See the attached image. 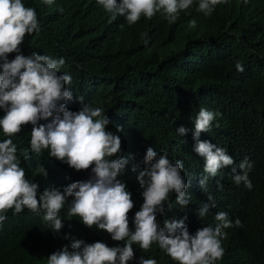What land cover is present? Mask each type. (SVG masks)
Segmentation results:
<instances>
[{
	"label": "clouds",
	"instance_id": "9594fccd",
	"mask_svg": "<svg viewBox=\"0 0 264 264\" xmlns=\"http://www.w3.org/2000/svg\"><path fill=\"white\" fill-rule=\"evenodd\" d=\"M108 20L135 24L154 15L170 23L186 20L195 28L194 13L211 16L217 5L228 0H89ZM52 5L54 0H45ZM247 3V0H244ZM63 11V9H59ZM39 31L35 9L22 0H0V232L8 220L7 211L21 213L25 208L34 214L43 212L37 221L52 227L49 240H25L33 226L23 224L19 240H0V264H222L228 254H236L237 228L227 212L211 216L215 197L195 199V190L207 182L228 175L238 156L227 143L211 134L212 122L222 115L207 102H197L186 119L193 132L186 138L188 162L169 159L167 150L154 144H142L135 152L131 187L122 182L128 160L121 155V138L106 131L110 120L102 107L83 105L73 96L69 74L58 75L65 64L33 52L21 54L26 35ZM147 37V34H144ZM148 39H145V44ZM17 53L8 60L7 54ZM235 69L243 73L240 61ZM83 101V97H79ZM31 124L29 152L48 153L55 163L69 171L70 178L59 189H48L25 178V159L17 155L12 137ZM119 131V130H118ZM179 135L188 132L183 126ZM115 158L113 159L112 157ZM25 157L29 158L25 153ZM233 184L249 190L248 176L252 163L243 159ZM38 172L47 175L43 166ZM213 202V203H212ZM212 204V205H211ZM175 205L182 213L167 211L171 222L160 226L157 215ZM133 207L137 211L131 210ZM135 214L134 232L129 224ZM73 221L88 231L74 235L61 228ZM235 226V227H233Z\"/></svg>",
	"mask_w": 264,
	"mask_h": 264
},
{
	"label": "trees",
	"instance_id": "16d2710c",
	"mask_svg": "<svg viewBox=\"0 0 264 264\" xmlns=\"http://www.w3.org/2000/svg\"><path fill=\"white\" fill-rule=\"evenodd\" d=\"M22 3L35 9L39 31L25 36L19 46L21 54L35 52L65 60L58 75H71L73 96L82 105L102 107L110 120L106 131L120 136L121 155L128 163L119 179L133 192L131 174L138 165L135 152L142 144L167 150L173 162L180 157L194 173L196 166L185 144L194 128L185 120L199 101L222 114L212 122L211 134L238 156L227 176L207 182L193 196L215 197L213 218L218 212H227L233 222L238 218L243 224L231 238L236 254H228L222 264H264V0H228L217 5L211 16L198 11L193 15L195 28L186 20L170 23L156 15L132 25L121 24L108 20L89 0ZM16 54H7L8 60ZM237 61L243 64V73L235 69ZM2 71L0 61V74ZM180 126L188 129L187 134L177 133ZM32 127L27 124L9 138L17 146V155L25 159V178L38 188L57 190L70 178L69 171L48 153L37 156L29 152ZM245 158L252 163L251 170H246L251 190L242 183L233 184L232 169L239 174L238 165ZM40 166L46 176L38 172ZM185 209L164 208L157 215L158 224L171 222L167 211L180 214ZM131 210L137 211L135 207ZM13 211L6 213L0 240H19L23 224L44 218L43 212L37 215L27 208L15 215ZM134 218L135 214L129 224L132 232ZM61 231L89 233L73 221L66 222ZM51 233L52 227L38 222L25 240H49Z\"/></svg>",
	"mask_w": 264,
	"mask_h": 264
}]
</instances>
